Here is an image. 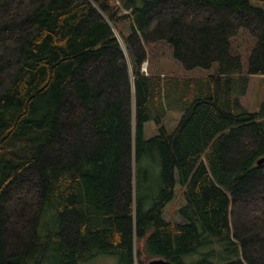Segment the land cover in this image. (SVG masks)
<instances>
[{
    "label": "trees",
    "instance_id": "obj_1",
    "mask_svg": "<svg viewBox=\"0 0 264 264\" xmlns=\"http://www.w3.org/2000/svg\"><path fill=\"white\" fill-rule=\"evenodd\" d=\"M163 43L213 72H144ZM248 75H264L252 0H0V264H264V100L240 103ZM177 183L182 222L163 218Z\"/></svg>",
    "mask_w": 264,
    "mask_h": 264
},
{
    "label": "rangeland",
    "instance_id": "obj_2",
    "mask_svg": "<svg viewBox=\"0 0 264 264\" xmlns=\"http://www.w3.org/2000/svg\"><path fill=\"white\" fill-rule=\"evenodd\" d=\"M112 2L117 3L118 0H112ZM255 5L264 7V0H252ZM120 30L125 31L126 27L124 24H120ZM118 35L117 31L115 30ZM254 44V38L245 30L241 29L237 36L232 39L233 51L237 52L241 56L243 71L247 68V57L250 52L251 47ZM150 61L149 65L144 64L142 70L144 72L160 73L164 74H175V75H185V76H206L213 72L215 64L210 69H202L199 67L186 70L182 65L175 60L169 51L168 46L163 44H158L150 48L149 53ZM246 81V90L243 95H240V103L242 106L249 111H256L259 109L260 103L264 100V75H248ZM180 114L168 111L166 115V122L170 126L177 120ZM154 126L152 121H148L145 124L146 135L149 136ZM171 127V128H172ZM181 186L179 183L175 186V196L165 207L163 212V218L167 221L182 222L183 219L178 214V208L184 204L183 196L181 195ZM217 251L220 247L214 246ZM200 254H190L185 257L187 263H191L197 260ZM211 259L215 263H222V259L216 255L212 256ZM118 258L113 254H98L86 261L80 262V264H117ZM147 264V263H146Z\"/></svg>",
    "mask_w": 264,
    "mask_h": 264
},
{
    "label": "water",
    "instance_id": "obj_3",
    "mask_svg": "<svg viewBox=\"0 0 264 264\" xmlns=\"http://www.w3.org/2000/svg\"><path fill=\"white\" fill-rule=\"evenodd\" d=\"M263 161H264V157H261L257 160V164H261ZM147 264H172V263L164 258L155 257L148 260Z\"/></svg>",
    "mask_w": 264,
    "mask_h": 264
},
{
    "label": "crops",
    "instance_id": "obj_4",
    "mask_svg": "<svg viewBox=\"0 0 264 264\" xmlns=\"http://www.w3.org/2000/svg\"><path fill=\"white\" fill-rule=\"evenodd\" d=\"M240 98V97H239Z\"/></svg>",
    "mask_w": 264,
    "mask_h": 264
}]
</instances>
